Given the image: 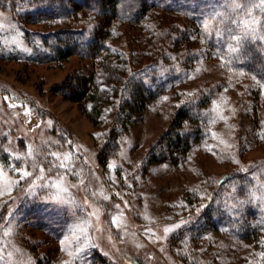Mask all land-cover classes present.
Returning a JSON list of instances; mask_svg holds the SVG:
<instances>
[{"label":"rangeland","instance_id":"1","mask_svg":"<svg viewBox=\"0 0 264 264\" xmlns=\"http://www.w3.org/2000/svg\"><path fill=\"white\" fill-rule=\"evenodd\" d=\"M74 1L47 0L38 13L43 0H0V147L11 158H0V213L10 205L3 224L13 230L0 264H264V232H234L240 208L231 179H223L253 168L250 197L264 200V92L227 68L203 37L207 24L223 26L217 33L234 27L233 14L212 21L208 0H154L175 7L149 6L144 30L113 19L108 44L121 58L136 42L168 45L170 34L185 31L166 65L151 70L160 56H138L135 68L163 82L141 113L128 114L112 61L49 57L44 41L94 24ZM52 2L62 8L50 11ZM204 90L205 115L189 124L196 135L182 150L155 153L175 111ZM214 191L220 220L194 229Z\"/></svg>","mask_w":264,"mask_h":264},{"label":"trees","instance_id":"2","mask_svg":"<svg viewBox=\"0 0 264 264\" xmlns=\"http://www.w3.org/2000/svg\"><path fill=\"white\" fill-rule=\"evenodd\" d=\"M79 1L80 3L77 4L78 7L81 6L84 9L90 10V13H92L93 16L90 17L94 21L93 26L91 28H82L77 32L70 31L67 33H55L53 35L54 40H51V43L44 41V43H48L47 48L49 52L52 53H50L49 57L52 58L53 56L55 59L58 58L63 60L72 55L87 58H93L100 55L102 59L105 58L106 60L112 61L114 63L113 65H115L112 67L116 72V75L119 77V83L118 81L116 82L115 86L117 87L115 88L117 89V93H120V98L124 105V111L128 114H132L134 111L135 113H141L145 109L147 103L156 97L158 91L157 84L160 85L163 81L156 84V80H158L157 76L154 77V75H152L149 71L144 70V68L136 69L135 65L140 59L138 56L142 57L145 55L148 57L153 54H156L157 57L160 56L159 59H156V62L148 65V67H151V70L153 69L152 66H155L161 60L162 63L166 65L163 61H165L168 57L169 50L172 49L177 42L184 40L185 31L182 32L176 30L177 32H175V34H170L168 37L171 42L168 43V45L163 43L157 45L155 42L150 41L145 49V46H138V42H136L137 46L134 48L131 47L132 51L131 48H129L130 52L125 54V58H123L124 53H122L123 55L121 58L118 54V50L116 49L117 47L110 46V44H108L110 40L116 39L112 36V20H117L119 21L118 23H126L131 29L140 31L144 30V26L149 27L150 20L149 17L147 18L149 6L154 5L155 3H160L159 6L163 8L165 6L174 8L175 6L165 4L166 2L159 1L158 3L154 0H75L74 2L77 3ZM47 4V0H43V2L36 7L37 9L35 12L39 13L44 11L47 8ZM61 4L64 6L63 2ZM66 5L64 8H66ZM53 6H59L62 8L60 4L52 2V6L49 8L50 11H56V7L55 10H53ZM214 23L215 25H212V27L207 31H205V29L203 30V37L206 39L205 41L209 42V46H211L212 51H218V53H220L219 57L223 59L224 65L227 66V68L238 73V75H242L244 78L248 77L254 84H256V88L258 90L264 92V41L251 40L246 42L244 50L247 55L238 58L231 51L228 52L223 49L224 47L230 48L231 42L223 38L221 33H217L216 29H221L223 26H218L217 22ZM256 34L260 35L259 32ZM216 36L219 37L218 41L215 40ZM77 38H80V40L76 43ZM138 38H136L135 41H138ZM213 41L216 43L219 42L220 47L222 48L218 47L216 49L212 43ZM189 54L193 55L194 53L190 52L186 55ZM114 59H116V62ZM175 72V68L173 70L166 69L163 74H166V77L168 78ZM146 73L151 74L149 79L150 81H146ZM254 76L255 79H253ZM89 79L90 77L79 79L78 83L80 85H84L85 83H89ZM162 79H165V77ZM150 83L156 84L155 89L151 87ZM198 93L199 92H196L195 96ZM209 95L210 92L204 90L198 94L196 99L186 101L175 111L169 128L159 139V142H162H160V144L155 148L157 149L155 153L158 154L159 151L161 154H168L169 152L185 148L188 139L196 135L195 129L191 128L190 125L195 124L198 120H200L199 117H203V115H205L201 106L204 105V102H206ZM4 141L5 138H0V143H4ZM4 148L5 146L3 148L0 147V158L5 163V161H10L9 159L11 158L8 151ZM251 170L253 171V168L250 170L245 168L239 170L236 169L231 172L230 175H225L223 179H231V182L233 183L232 188L235 192V198H237L238 201L236 206L240 208L238 216L234 218V225L237 224L239 228L234 232L242 237L252 238L254 233L264 232V203H262L264 200L254 201L253 197L255 196L250 197L252 196L250 189L255 183V178ZM222 182L223 181L220 180L216 183L218 188ZM217 197V191L209 193L205 208L202 210L203 212L201 216L194 223L196 224L198 222L196 226L194 225V229H199L201 222H208V224L211 225L213 224V221H217V219L220 220L218 217L220 215H217L218 209L215 208L217 204L216 202H213V199ZM232 198H234V196ZM9 207L10 205H3L0 213V217L3 219L0 220V223H3L4 219L7 217L6 215L8 214ZM228 229L230 230V228Z\"/></svg>","mask_w":264,"mask_h":264},{"label":"snow or ice","instance_id":"3","mask_svg":"<svg viewBox=\"0 0 264 264\" xmlns=\"http://www.w3.org/2000/svg\"><path fill=\"white\" fill-rule=\"evenodd\" d=\"M225 11H219L218 9ZM205 11L208 12V19L216 21L222 20L228 13L233 14L234 17L229 22L234 26L226 28L221 36L231 42L230 51L238 58L246 56L245 43L251 40L264 41V0H208L205 6ZM204 13L202 12V16ZM257 15L259 18H257ZM203 23V21H202ZM212 27V24L205 26V31ZM237 29L239 31L237 32ZM259 32L260 35L256 33ZM255 79V76L253 77ZM30 175L24 173V176ZM58 191H66V189L58 188ZM3 218L0 217V220ZM179 227V225H177ZM169 229H165L168 232ZM12 228L7 224L0 223V245L3 244L5 236H11ZM3 249L0 248V252ZM4 257L0 255V260ZM67 264V262H66Z\"/></svg>","mask_w":264,"mask_h":264}]
</instances>
